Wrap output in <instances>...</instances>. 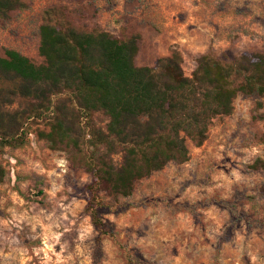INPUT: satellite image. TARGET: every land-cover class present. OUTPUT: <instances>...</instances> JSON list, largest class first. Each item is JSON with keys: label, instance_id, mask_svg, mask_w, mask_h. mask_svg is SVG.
I'll return each instance as SVG.
<instances>
[{"label": "rangeland", "instance_id": "rangeland-1", "mask_svg": "<svg viewBox=\"0 0 264 264\" xmlns=\"http://www.w3.org/2000/svg\"><path fill=\"white\" fill-rule=\"evenodd\" d=\"M0 22V56L12 48L33 63L44 12L49 22L81 32L137 37V66L179 51L190 76L202 54L228 62L264 53V0H22ZM15 78L0 75V87ZM27 112L28 101L13 98ZM231 114L210 123L206 139L185 143L188 159L169 161L135 181L128 196L100 192L101 226L87 210L91 177L40 133L48 115L25 114L24 140L0 148V264H264V94L237 93ZM81 116L75 123L86 124ZM107 118L94 113V127ZM87 126L86 129H88ZM0 131L9 133L4 118ZM113 160L119 163L121 153Z\"/></svg>", "mask_w": 264, "mask_h": 264}, {"label": "trees", "instance_id": "trees-1", "mask_svg": "<svg viewBox=\"0 0 264 264\" xmlns=\"http://www.w3.org/2000/svg\"><path fill=\"white\" fill-rule=\"evenodd\" d=\"M21 6L22 0H0V22ZM51 10L39 27L44 63L12 48L0 56V75L17 81L14 89L0 87V121L6 118L12 128L0 131V148L24 140L25 131L17 127L25 114L47 113L48 131L40 135L89 173L86 208L96 226L102 224L96 213L100 192L130 195L136 180L169 161H186V138L202 144L213 118L232 113L237 93L264 94V53L244 52L228 62L205 53L190 76L176 50L154 66H137L136 36L60 28L48 21ZM13 98L27 100V112L15 107ZM94 113L107 118L104 129L94 127ZM80 116L86 121L82 128L75 123ZM116 152L122 155L119 163L113 160ZM252 167L264 168V155ZM4 177L0 163V182ZM260 190L264 198V184Z\"/></svg>", "mask_w": 264, "mask_h": 264}]
</instances>
